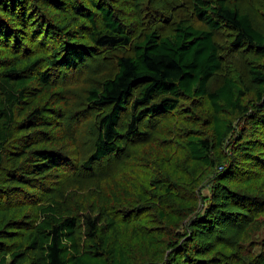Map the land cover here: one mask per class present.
I'll return each instance as SVG.
<instances>
[{"label":"trees","instance_id":"1","mask_svg":"<svg viewBox=\"0 0 264 264\" xmlns=\"http://www.w3.org/2000/svg\"><path fill=\"white\" fill-rule=\"evenodd\" d=\"M176 147L204 170L202 206L195 180L156 187L150 163ZM228 221L233 238L200 246ZM135 248L264 264V0H0V264H134Z\"/></svg>","mask_w":264,"mask_h":264},{"label":"rangeland","instance_id":"2","mask_svg":"<svg viewBox=\"0 0 264 264\" xmlns=\"http://www.w3.org/2000/svg\"><path fill=\"white\" fill-rule=\"evenodd\" d=\"M83 114H86L88 117L87 112H85ZM81 115L82 114H80V116ZM73 120H74L73 117H70V116H68L66 119H64L63 129L66 130L67 132L75 131V130H73L74 125H75V123L73 124ZM78 130L83 135L84 134L86 135V133H87V132H85V125L81 126V125H79V122H78ZM87 146H88V144L86 145L85 142L80 143V153L79 154L80 155L83 154V157L87 151V148H88ZM172 153L174 154V157H175L177 163L174 161H172V164L169 163L168 161H167V164H162L159 161H157V163L156 162L150 163V164L155 165L156 170H157L156 173H153L154 178L157 180L156 181V187L158 188V187L162 186V182L163 183H170V184L175 186L174 189L181 191V192H184L183 188H185V186L188 185V191L190 192V194H192L193 189H192L191 182H193L195 180L198 183L197 187L198 186L199 187L198 188L196 187L194 189V192L196 191L197 196L200 198V206H202L203 205V198L206 199L210 193V186L208 185L206 180L203 181V179H202V181H201L200 175L202 174V172L204 170H202L201 173H199V171L202 169V166L200 164L198 167H196L194 164L186 166L184 163V159H183V153H182V150L180 149V147L174 148ZM182 164H184V165H182ZM185 182L188 184H186ZM234 186H236V185H234ZM156 187H152L151 190L157 191ZM135 188H136V191L138 192V194L141 193V189H140L139 185L135 186ZM158 195H159V193H156L152 197L146 198L144 200L145 207H148V210L145 212V215L143 216V218L141 220V224L144 226L148 224V222H147L148 219L154 217V212H153L154 210L151 209V207L149 208V205H151L153 202H158V204L162 203L161 202L162 197H160ZM169 198L174 200V197L172 194L168 195V198L166 199V201ZM142 204L144 205L143 202H142ZM222 210L223 211H232V212L237 211L236 214L240 213V210L238 211L237 209H233L232 206H227V207L219 206L218 207L219 214ZM150 222H152L151 219H150ZM157 223L160 224V222H157ZM236 223L237 222H235V221H228L226 224H222V222H221L218 224V228H214L211 230H209V228H206V227L201 228V231H200L201 234L198 237V240L201 239V241L199 242L200 246L201 247L205 246L207 249H209L210 251L213 252L215 250L216 243H219L223 240H229V239L233 238V235H235L236 231L239 229V228H233V227L237 226ZM230 225L232 228L229 230ZM241 231L243 233V230H239V232H241ZM149 237H150L149 244H151L152 247H154L155 246L154 243L159 241V240H156V238L161 237V236L158 234H150ZM169 253H170V249H168L166 251L163 250V257H162L161 261L165 260ZM144 254L145 253L140 252L139 249H137V251H136V248L133 249V252L131 254L132 262H134V264H137L138 262H140L139 264H145L144 262H147V264H150L151 260L149 259V257L146 259ZM159 256H160V254L155 256V258H157ZM155 264H161V262H155Z\"/></svg>","mask_w":264,"mask_h":264}]
</instances>
